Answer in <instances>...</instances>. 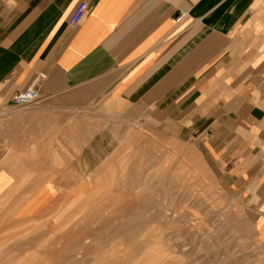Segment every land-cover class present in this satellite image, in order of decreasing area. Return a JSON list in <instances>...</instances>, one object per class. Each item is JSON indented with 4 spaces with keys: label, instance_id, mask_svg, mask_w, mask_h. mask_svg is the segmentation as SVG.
Here are the masks:
<instances>
[{
    "label": "crops",
    "instance_id": "crops-1",
    "mask_svg": "<svg viewBox=\"0 0 264 264\" xmlns=\"http://www.w3.org/2000/svg\"><path fill=\"white\" fill-rule=\"evenodd\" d=\"M136 151L251 207L264 250V0H0V264Z\"/></svg>",
    "mask_w": 264,
    "mask_h": 264
},
{
    "label": "rangeland",
    "instance_id": "rangeland-1",
    "mask_svg": "<svg viewBox=\"0 0 264 264\" xmlns=\"http://www.w3.org/2000/svg\"><path fill=\"white\" fill-rule=\"evenodd\" d=\"M136 153L100 184L109 188L73 191L72 216H55L70 220L41 228L40 238H10L9 249L20 251L8 253V262L264 264L251 207L187 161L178 171L161 151Z\"/></svg>",
    "mask_w": 264,
    "mask_h": 264
},
{
    "label": "built area",
    "instance_id": "built-area-1",
    "mask_svg": "<svg viewBox=\"0 0 264 264\" xmlns=\"http://www.w3.org/2000/svg\"><path fill=\"white\" fill-rule=\"evenodd\" d=\"M87 12V5L85 3L79 4L74 10L72 17L70 19V23L72 25H78L82 19L85 17ZM181 18L178 19V21ZM45 78L43 75L39 77V79ZM37 79V81H39ZM41 100L39 89L35 86L27 89L26 91L19 93L13 97V104L20 108H28L33 107L38 104Z\"/></svg>",
    "mask_w": 264,
    "mask_h": 264
},
{
    "label": "bare ground",
    "instance_id": "bare-ground-1",
    "mask_svg": "<svg viewBox=\"0 0 264 264\" xmlns=\"http://www.w3.org/2000/svg\"><path fill=\"white\" fill-rule=\"evenodd\" d=\"M104 209V208H103ZM151 221V220H150ZM121 222V221H120ZM72 239V238H71ZM73 240V239H72ZM97 253V252H96ZM34 258V257H33ZM31 262V261H30Z\"/></svg>",
    "mask_w": 264,
    "mask_h": 264
}]
</instances>
